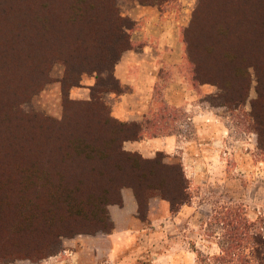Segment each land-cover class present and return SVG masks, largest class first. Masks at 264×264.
I'll return each mask as SVG.
<instances>
[{"label":"rangeland","instance_id":"obj_1","mask_svg":"<svg viewBox=\"0 0 264 264\" xmlns=\"http://www.w3.org/2000/svg\"><path fill=\"white\" fill-rule=\"evenodd\" d=\"M214 6L215 0H0V202L14 207L0 220V264H196L197 252L219 254L230 229L226 222H247L249 233L264 237V138L251 118L256 77L249 67L241 103L230 101L236 89L225 96L221 84L232 78L234 68L244 69L241 58L250 50L243 36L234 35L213 54ZM228 28L240 29L233 22ZM150 36L158 42L152 47L169 58L162 85L183 89L170 95L179 107L166 103V90L156 91L160 111L151 132L178 131L189 142V156L160 151L143 157L124 150L160 164L154 166L152 184L162 180L163 193L141 197L138 206L129 187L136 178L124 165L115 176L116 152L99 160L98 151L90 153L83 144L100 146L110 137L112 97L129 90L120 84L115 88L104 68L125 39L139 42ZM222 52L236 61L217 60ZM194 60L201 82L194 80ZM196 110L213 116L198 121ZM120 122L139 131L135 121ZM198 124L201 137L196 136ZM75 142L79 146L73 151ZM179 166L187 201L171 212L165 196L178 189ZM149 168L140 164L139 171ZM107 185L118 187L120 201L104 206L111 230L74 231L42 246L41 238L55 231L46 225L22 239L15 208L20 202L29 199L50 209L51 190L60 194L55 201L60 206L69 190L84 199ZM68 222L54 226L63 229Z\"/></svg>","mask_w":264,"mask_h":264},{"label":"trees","instance_id":"obj_2","mask_svg":"<svg viewBox=\"0 0 264 264\" xmlns=\"http://www.w3.org/2000/svg\"><path fill=\"white\" fill-rule=\"evenodd\" d=\"M211 22L213 41L210 45V49H214L213 54L215 51L217 54L219 53L225 38L229 39L234 35L238 37L243 36L246 45L249 47L250 52L247 53V56L241 58V63H244V69L239 70L238 68H234L232 70V78L225 80L220 87L225 91V96L228 95L230 91L236 89L237 92L235 91L234 95L231 96L230 101L241 103L246 96V91L248 90L250 82L246 75V70L249 67L253 68L257 82V98L252 103L251 118L255 124L258 136L264 138V0H215ZM230 22H233L240 29H237L236 32H232L228 28ZM130 48V40L125 39L123 46L119 48V54L108 64L109 67L104 68L106 72L111 73L109 79L111 78L110 81L112 80L115 88H119V83L113 76L114 66L121 57L120 54L124 50H129ZM252 49H255V53L251 52ZM228 53L229 52H222L217 60L221 59V61H223L225 59L230 63L235 62L237 58ZM192 64L194 65V80L201 82L199 73L200 64L197 63L196 60L192 61ZM241 73L243 76L240 75ZM240 80H242L241 85H238ZM90 108H92V105H90ZM111 118L113 120H108L113 125L112 128H110V137L106 141H103L100 146H91L89 143H85L83 144V148L88 149L90 153L94 154L98 151V156L100 158L103 156H106L104 158H109L106 153L110 150L116 152L119 163L115 164V176L122 174L121 168L122 165H124L126 170H129L128 176L136 178V185L129 184V187L135 191L137 204L139 206L142 202L141 197L148 198L149 196L147 194L150 193H163L162 186L164 182L162 180L156 185L152 184L154 182L153 179L156 177L154 166L160 164L155 161L141 159L136 153L124 151V149H122V144L125 141L140 138L142 128L139 126V131L133 132L126 127L125 123L123 124L120 121L116 122L118 120L113 117ZM91 131L92 130L89 128V132ZM78 146L79 142L72 143L71 150L74 151ZM100 158L99 160H102V158ZM140 164L150 165V168L147 169L146 172L139 171ZM177 171L179 181L177 180L176 185L178 189H175L172 195L165 196V200L168 201L171 212H177L179 206L187 201L185 192L186 187L184 186L185 178L180 166L179 168L177 167ZM151 177L152 180H150ZM107 183H109V180ZM107 186V188H101L97 191L88 193L84 199L77 198L75 191H67L62 195L64 199L61 205H64V208L61 214H59L61 205L57 206L58 201L55 204L60 194H57L54 190L50 191L51 193L48 197L51 210L46 205H39L37 202L29 199H27L26 202H20L15 208L17 218L20 220L18 226L22 230V239L24 240V238H27V234L30 231L42 228L46 225L52 226L55 231L51 235L41 238L42 246L54 244L58 241L59 237L70 235V233L74 231H76L75 233H89L94 230L105 231L107 227L111 230L112 226L108 223V217L106 211H104V206L111 202L118 204L120 201L117 196L118 187ZM139 186L145 189V193L138 189ZM139 192H141L140 195ZM113 196H115V198H113ZM1 204L0 208L2 206V211H0V220L3 219L5 213L14 208L11 207V204ZM86 208L87 211H85ZM62 214L65 216L63 220L61 217ZM63 221H69L65 228L61 229V226H54L56 222L62 223ZM80 221L85 222V224ZM16 223H18V221H16ZM71 224L81 228L69 229ZM225 225L226 228L228 227L230 229L227 230L226 235L223 237L224 241L221 243L222 246L220 247L219 254L213 257H207L197 252L198 260L196 264H264V237L262 234L249 233L252 225L247 222L239 224L238 226L226 222ZM239 227L240 229H238Z\"/></svg>","mask_w":264,"mask_h":264},{"label":"crops","instance_id":"obj_3","mask_svg":"<svg viewBox=\"0 0 264 264\" xmlns=\"http://www.w3.org/2000/svg\"><path fill=\"white\" fill-rule=\"evenodd\" d=\"M153 36L159 37V34ZM130 41L131 48L119 58L113 69L114 78L121 86L128 87L129 90L125 94L112 97L110 110L112 117L116 120L139 123L143 135L136 140L125 141L124 150L137 151L143 157H150L152 152L160 151L168 155L176 153L182 158L188 157L186 145H189V142L184 136L180 137L178 131L155 134L151 132L156 123L155 118L160 111V106L157 105L154 96L156 91L160 88L166 90V103L172 107H179L180 104H175V99L172 100L170 95L183 94V89L177 86H171L169 89L167 84L162 85L161 74L168 66L169 58L162 56L156 46L152 47L153 44L158 43L152 36L148 39L143 37L139 42L132 39ZM149 49L156 53H150ZM196 113L199 117L198 121L204 117L213 116L212 113H204L201 110H196ZM201 126L202 124H198L196 128V136L198 137L204 134L203 130L201 131ZM204 126L208 127L206 124ZM212 127L213 125H210L209 128ZM132 200V204L136 205L135 200Z\"/></svg>","mask_w":264,"mask_h":264}]
</instances>
